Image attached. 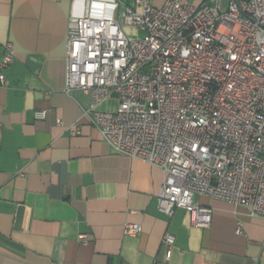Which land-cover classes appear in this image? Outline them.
I'll use <instances>...</instances> for the list:
<instances>
[{
    "label": "built area",
    "instance_id": "built-area-1",
    "mask_svg": "<svg viewBox=\"0 0 264 264\" xmlns=\"http://www.w3.org/2000/svg\"><path fill=\"white\" fill-rule=\"evenodd\" d=\"M130 1L73 0L63 91L90 97L83 116L117 154L162 171L160 213L209 228L204 196L264 218V0ZM14 54L5 43L0 85ZM113 97L114 112L95 110ZM174 242L163 236L166 259Z\"/></svg>",
    "mask_w": 264,
    "mask_h": 264
},
{
    "label": "crops",
    "instance_id": "crops-1",
    "mask_svg": "<svg viewBox=\"0 0 264 264\" xmlns=\"http://www.w3.org/2000/svg\"><path fill=\"white\" fill-rule=\"evenodd\" d=\"M72 2L0 0V59L5 43L15 51L0 85V264H264L263 217L204 196L195 201L212 208L209 228L182 209L160 213L162 171L117 154L83 116L90 97L63 91ZM117 106L113 97L95 110ZM126 223L141 232L125 234Z\"/></svg>",
    "mask_w": 264,
    "mask_h": 264
}]
</instances>
